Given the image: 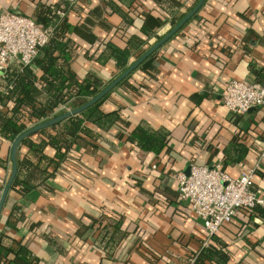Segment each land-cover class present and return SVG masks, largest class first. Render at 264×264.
I'll return each mask as SVG.
<instances>
[{"label":"crops","instance_id":"obj_1","mask_svg":"<svg viewBox=\"0 0 264 264\" xmlns=\"http://www.w3.org/2000/svg\"><path fill=\"white\" fill-rule=\"evenodd\" d=\"M65 1L0 0V12L35 21ZM197 2L70 0L72 69L79 77L96 73L108 85L122 72L112 57L98 60L106 43L130 47L129 67L138 50L149 49ZM178 13L183 16L172 26ZM143 25L153 33L149 38ZM126 78L101 104L103 112L118 114L115 124L86 123L96 137L76 138L65 161L47 167L45 182L24 194L12 184L0 211V264H195L207 245L226 259L206 264H264V208L238 211L205 244L202 222L180 197L176 180L191 163L219 165L231 177L254 168L253 189L264 195V104L235 115L221 101L230 79L264 81V0H204ZM137 126L164 136L160 151L130 142ZM12 140L0 136V198L12 171ZM25 153L30 156L20 144L16 157ZM55 153L43 148L47 158Z\"/></svg>","mask_w":264,"mask_h":264},{"label":"trees","instance_id":"obj_2","mask_svg":"<svg viewBox=\"0 0 264 264\" xmlns=\"http://www.w3.org/2000/svg\"><path fill=\"white\" fill-rule=\"evenodd\" d=\"M69 1L66 0L62 3L63 6L55 7L54 10L50 7L45 8L35 22L42 26L54 24L57 18L56 10L62 9L66 12ZM111 8L120 12L114 6ZM182 16L183 13L172 16L170 24L173 26ZM70 29L71 25L65 15L54 26L48 43L39 49L37 56L30 64L22 69H19V66L13 67L2 77L0 82L1 137L12 140L37 123L65 112L57 111L60 105L65 104L70 109L78 107L107 85L96 73L89 72L84 77H79L72 69L75 45L68 37ZM141 31L147 38L153 34L144 25ZM130 52V47L122 49L108 42L98 60L102 64L107 57H112L118 72L121 73L128 67ZM137 52L135 58L140 57L144 50L140 49ZM149 58L150 56L141 63V66L145 65ZM2 88L5 90L1 91ZM110 92L82 112L34 133L42 137L40 142L32 141L31 137L34 134L23 139L21 145L28 147L30 156L25 153L22 158L16 157L17 172L13 186L19 193L24 194L34 186L45 182L51 176L47 167L58 168L65 161L66 153L71 149L73 142L81 134L96 137L86 123H92L103 129H109L115 124L119 119L118 114L105 113L101 109L102 102ZM129 140L146 151L158 152L164 145V136L148 126L135 127L129 135ZM45 146H51L56 150L53 158H47L43 154ZM33 156L37 159L35 163ZM41 162L45 163L44 168L39 166ZM225 259L226 255L223 252L216 250L213 245H207L197 255L195 264H206V260L224 263Z\"/></svg>","mask_w":264,"mask_h":264},{"label":"built area","instance_id":"obj_3","mask_svg":"<svg viewBox=\"0 0 264 264\" xmlns=\"http://www.w3.org/2000/svg\"><path fill=\"white\" fill-rule=\"evenodd\" d=\"M65 15L64 10L57 9L54 24L42 26L28 16L1 11L0 74L5 75L14 65L22 69L30 64L39 49L48 43L54 26ZM221 101L235 115L260 107L264 104V81L257 83L230 79L223 89ZM67 110L70 108L65 104L57 108V111ZM263 157L264 147L260 153V158ZM254 173L255 169L249 168L239 176L231 177L219 165L209 167L191 163L187 174L176 175L180 197L188 202L206 231L205 244L238 211L264 208V195L253 189Z\"/></svg>","mask_w":264,"mask_h":264},{"label":"water","instance_id":"obj_4","mask_svg":"<svg viewBox=\"0 0 264 264\" xmlns=\"http://www.w3.org/2000/svg\"><path fill=\"white\" fill-rule=\"evenodd\" d=\"M204 0H198L196 5L190 9L162 38H160L156 43H154L149 49H147L134 63H132L127 69H125L121 74H119L115 79H113L108 85H106L102 90H100L95 96L90 98L86 103L67 110L61 114H58L50 119L44 120L36 125L28 128L27 130L20 133L16 136L11 143L10 158L12 162V171L11 175L2 191L0 198V211L4 203L6 194L10 187L12 186L15 175L17 172V163H16V153L19 145L26 137L38 132L41 129H44L48 126L54 125L58 122H61L72 115H76L82 112L84 109L90 105L96 103L112 89H114L123 79H125L139 64H141L148 56H150L154 51H156L161 45H163L171 36H173L195 13L201 8Z\"/></svg>","mask_w":264,"mask_h":264}]
</instances>
